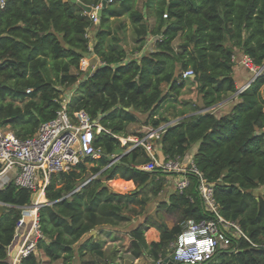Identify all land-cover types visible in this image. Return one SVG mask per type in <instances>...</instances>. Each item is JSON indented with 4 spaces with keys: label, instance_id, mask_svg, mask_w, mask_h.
<instances>
[{
    "label": "trees",
    "instance_id": "trees-1",
    "mask_svg": "<svg viewBox=\"0 0 264 264\" xmlns=\"http://www.w3.org/2000/svg\"><path fill=\"white\" fill-rule=\"evenodd\" d=\"M78 1L93 9L102 5V0ZM143 6L145 12L136 8V0H111L93 39L88 36L93 19L72 0H8L0 10L1 126L20 138L32 137L67 100L70 116L83 110L104 129L94 141L99 159L54 175L47 185L46 203L38 211L42 237L21 264H89L93 256L108 260L102 237L114 240L120 233L130 239L126 253L132 259L156 264L168 259L187 221L208 219L198 179L190 174V185L159 205L179 217L174 226L151 218L129 226L164 192L167 175L140 169L150 157L142 147L127 151L133 144L121 138L132 135L130 126L139 115H146L145 125L153 129L169 123L159 111L180 99L190 79L197 84L200 104L181 112L183 118L153 143L166 160H183L198 145L193 163L214 185L220 214L249 239L233 240L210 264H264V192L256 194L264 188V72L227 114L217 117L212 111L238 92L237 54L264 66V0H144ZM126 17L138 41L131 58L118 34L128 25H112ZM152 38L154 48L148 51ZM90 47L102 64L86 79L80 65ZM189 70L193 75L184 78ZM112 156L121 159L110 165ZM117 178L132 181L135 193L105 186ZM34 195L13 181L0 190L5 209L0 213V264H10L8 249L22 208L32 204ZM123 225L129 227L123 230ZM147 228H156L160 239L148 243Z\"/></svg>",
    "mask_w": 264,
    "mask_h": 264
},
{
    "label": "built area",
    "instance_id": "built-area-1",
    "mask_svg": "<svg viewBox=\"0 0 264 264\" xmlns=\"http://www.w3.org/2000/svg\"><path fill=\"white\" fill-rule=\"evenodd\" d=\"M7 1L0 0V10L5 8ZM100 8L101 6L97 7L90 14L94 23L99 20L97 10ZM153 41L155 42L156 38ZM90 50L91 53L81 60L82 71L89 69L94 71L97 66L102 64L100 61L89 64L88 59L95 57L92 47ZM240 62L254 77L238 89L236 97L264 72V66L256 67L247 56H243ZM192 75L193 71L189 70L183 74V77L188 78ZM66 105L67 100L62 104L55 119L42 124L34 136L26 139L5 130L0 124V176L12 172V181L16 186L34 192L33 201L37 195L40 197L45 194V189L54 175L68 173L86 159L97 160L102 156L101 151L94 146L96 135L104 130L99 121L92 119L83 110L70 116ZM173 124L174 122L170 121L157 129L150 128L147 132H143V137L121 138V141L122 143L129 141L133 144L128 151L137 147L144 148L150 157V162L141 166L140 169L146 172H162L166 175H181L183 178L176 184V190L181 193L190 185L188 175L196 176L199 197L209 217L200 222L187 221L183 225V231L176 242L172 244L171 258L179 264H210L220 250L232 245L233 240L245 239L248 241L249 239L236 222L228 221L220 214L219 205L214 197V185L208 182L193 161L186 164L180 158L166 160L158 156L159 146L153 142L160 140L165 129ZM143 133L141 132V134ZM120 159L121 156H112L110 165L119 162ZM6 184L7 182H0V190ZM42 206L43 204H40L39 201L32 202L30 206L22 208L23 219L17 228V231L19 230L22 235V242L14 261L10 264H21L24 257L36 252L37 242L42 237L38 215ZM32 216L33 219L28 222L27 219ZM30 223L33 224V228L24 236V230L27 229L25 225ZM23 225L25 228H21ZM33 232H35V238L30 241ZM164 262L165 260L159 261L158 264H164Z\"/></svg>",
    "mask_w": 264,
    "mask_h": 264
},
{
    "label": "rangeland",
    "instance_id": "rangeland-1",
    "mask_svg": "<svg viewBox=\"0 0 264 264\" xmlns=\"http://www.w3.org/2000/svg\"><path fill=\"white\" fill-rule=\"evenodd\" d=\"M143 2H144V0H136V8H138L141 11H144ZM148 20L152 22V19L150 17H148ZM120 23H124V24L128 25V28L123 30V33L118 32V34L121 36V38H123L122 44H123L124 48L127 50L128 56L131 58V57L135 56L134 52L138 46V41L135 39V36L133 35L130 20L127 17L122 18L119 21L112 22V25L114 26V28H116L118 26V24H120ZM97 25H98V23L96 22L94 27L88 31V36L90 37V39H93L95 37V34L97 32ZM153 39L154 38H152L151 42H148L149 45H147L145 48L148 51H151L154 48ZM179 43H180V40L179 39L176 40V42L174 43L175 48L178 47ZM242 57L243 56L241 54L236 55L234 75H235V78L237 80L236 81L237 84L238 83L243 84L247 81L250 82L254 77V75L252 73H250L247 69H245L243 67V65L241 64L240 60L242 59ZM95 60H96V58L93 56L92 58L88 59V62H89V64H95L96 63ZM196 86H197L196 82L193 79H190L188 85L183 90L180 99L178 101H176V100L169 101L167 104H165L163 106V108L159 111L160 116H164V118H166L168 120H172L175 124L181 118H183V117H179L181 112L189 113V112L193 111L197 107V105L200 104V95L198 94ZM262 92L264 95V88L262 89ZM66 93L73 95L74 90L68 89L66 91ZM230 96L231 97L235 96V94L230 95ZM230 96H228L225 100H223L221 103H219L218 105H220V106L218 107V105H217V107H218L217 109L212 110L213 113L217 117H220L224 114H227L230 111L232 104H234L233 102H235V100L233 101L234 97L232 99H229ZM146 122H147V116L146 115H139V122L137 124L130 126V133L132 134L131 136H137L138 134H141V132H146L147 130H145L143 127V126H146L145 125ZM123 144H126V143L123 142ZM192 154H193V151L190 150L187 153L186 157L183 159V161L186 164L191 161ZM12 175H13L12 172H8V173L1 175L0 176V182H7V184L10 183L12 181ZM176 178H178V174L167 175V177L164 180L165 181L164 192L160 195L159 198L152 200V202L147 207L146 212L142 216H140L138 219L133 220L132 223L129 225L130 227L131 226H137V225L145 222V220H147L148 218L155 219L158 221L159 220L163 221V222L167 223L170 227L174 226L177 223L178 218H179L177 215L168 213L166 210L159 207L160 202L168 200L169 196L175 191L176 184H177ZM110 188L112 189L111 186H110ZM123 190H126L128 192H132V191L136 190V187L124 185ZM39 198L40 197L37 195L36 198L34 199L33 203L39 202L38 201ZM44 203H46V200H43L40 202V204H44ZM24 211L25 210L23 209V212ZM28 220H29V218H28ZM126 226L127 225H123V230H125L124 228L129 227V226H127V227ZM32 228H33V224H31V223L28 224L27 229L24 230V236H26ZM34 234H35V232H33V235L31 237L30 241L34 240V238H35ZM145 236H146L148 243H151L154 241H158L160 239V232L156 228H147ZM102 238L107 241L106 245H105V250L107 251V254L109 255L108 260H110V261H108L106 259L105 260L99 259V258L93 256L92 258H88V261L90 262L89 264H155L154 261H152L148 258H142L139 260H134L131 258V256L128 253H126V248L129 246V240H130L127 234L120 233V234H118V237L114 240L111 239L109 236H105V235ZM114 251L117 252V256L111 258L110 255H112V252H114ZM16 252L14 255L9 254V262L10 263L14 261L16 255L18 253V252L17 253ZM40 257H41V259H43V257L41 255H40ZM109 262H111V263H109ZM156 264H158V263H156Z\"/></svg>",
    "mask_w": 264,
    "mask_h": 264
},
{
    "label": "crops",
    "instance_id": "crops-1",
    "mask_svg": "<svg viewBox=\"0 0 264 264\" xmlns=\"http://www.w3.org/2000/svg\"><path fill=\"white\" fill-rule=\"evenodd\" d=\"M98 24H99V20H98V22H97ZM152 41V39L149 41V42H151ZM147 45H149V43L147 44ZM96 62H98V60L96 59L95 60ZM236 79V78H235ZM237 81V80H236ZM248 82V81H247ZM247 82H245V83H243V84H237V87H238V89L239 88H241L242 86H244ZM237 83V82H236ZM234 97V98H233ZM233 98V101L235 100V102L237 101V97H236V95L235 96H230V98L229 99H232ZM228 99V100H229ZM235 102H233V103H235ZM234 104H232V106H233ZM220 105H218V107H219ZM232 106H231V108H232ZM217 106L214 108V109H217L218 108ZM231 110V109H230ZM172 121V120H171ZM144 127V129L145 130H149L150 128H152L151 126H143ZM6 130V129H5ZM146 131V132H147ZM143 133V132H142ZM145 133V132H144ZM128 138H135V136H130V137H128ZM129 142V141H128ZM161 147H158V156L162 159V158H164L163 157V154H162V152H161V149H160ZM197 149H198V145H194L193 146V148L191 149L192 151H193V154H192V156H191V161H193V157H194V155H195V153L197 152ZM183 177L181 176V175H178V178H176V182H178L180 179H182ZM111 186L112 187V190L114 191V192H116V193H120V194H126V193H134L135 191H132V192H128V191H126V190H123V186L125 185V186H135V184L132 182V181H125V180H123V179H119V178H117V179H114V180H112V181H110V182H108V186ZM109 186V187H110ZM176 190V189H175ZM264 192V188H262V189H260V190H258L257 192H256V194L257 195H261L262 193ZM43 200H46L45 199V194L42 196V200L41 201H43ZM28 220V219H27ZM29 221H31V219H29L28 220V222ZM25 227H27L26 225H25ZM24 227V225L21 227V228H25ZM22 235L19 233V230L17 231V236H16V239H15V241H14V244H13V246H12V248H9V250H8V262H9V254H12V255H14L15 254V252L17 251L18 252V250H19V247L21 246V242H22ZM16 252V253H17ZM10 263V262H9Z\"/></svg>",
    "mask_w": 264,
    "mask_h": 264
},
{
    "label": "water",
    "instance_id": "water-1",
    "mask_svg": "<svg viewBox=\"0 0 264 264\" xmlns=\"http://www.w3.org/2000/svg\"><path fill=\"white\" fill-rule=\"evenodd\" d=\"M72 1H73L74 3H78V4L83 8V10H84L87 14H91V13H93L94 9H93L92 7H89V6H86V5L82 4V3H80L78 0H72ZM110 2H111V0H102L101 8L97 10V16H98V17L101 16V14H102V9L106 8L107 5H108V3H110ZM92 72H93V71H92L91 69H89V70L87 71L86 79L92 74ZM105 186H108V184L105 183ZM134 193H135V192H134ZM43 205H44V204H43ZM4 210H5V209H4V206L1 205V206H0V213H3ZM95 234H96V232L93 231V232H92V235H95ZM164 264H175V261L171 258V253L169 254L168 259L165 260Z\"/></svg>",
    "mask_w": 264,
    "mask_h": 264
},
{
    "label": "bare ground",
    "instance_id": "bare-ground-1",
    "mask_svg": "<svg viewBox=\"0 0 264 264\" xmlns=\"http://www.w3.org/2000/svg\"><path fill=\"white\" fill-rule=\"evenodd\" d=\"M42 196H43V194L40 196V198H39V201L41 202V200H42ZM34 214V213H33ZM29 219H33V216L32 217H29Z\"/></svg>",
    "mask_w": 264,
    "mask_h": 264
}]
</instances>
